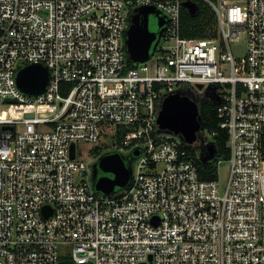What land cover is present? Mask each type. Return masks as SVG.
Returning a JSON list of instances; mask_svg holds the SVG:
<instances>
[{
  "label": "built area",
  "instance_id": "1",
  "mask_svg": "<svg viewBox=\"0 0 264 264\" xmlns=\"http://www.w3.org/2000/svg\"><path fill=\"white\" fill-rule=\"evenodd\" d=\"M186 1L211 8L215 37L183 36ZM141 7L160 13L163 33L130 66L126 31ZM29 64L49 71L38 96L16 84ZM198 84L219 98L222 183L200 180L187 144L157 125L165 97ZM116 134L110 153L138 156L128 186L103 195L77 145L89 153ZM213 136L203 129V146ZM63 257L264 264V0H0V264Z\"/></svg>",
  "mask_w": 264,
  "mask_h": 264
},
{
  "label": "water",
  "instance_id": "2",
  "mask_svg": "<svg viewBox=\"0 0 264 264\" xmlns=\"http://www.w3.org/2000/svg\"><path fill=\"white\" fill-rule=\"evenodd\" d=\"M183 8L194 15L197 7L190 1L183 2ZM149 15L157 16L158 31L149 32ZM151 7H141L132 16L126 31V52L132 63H145L154 55L161 39L164 25L163 17ZM49 82V71L41 64H29L21 68L16 75V84L21 92L29 96H38L46 88ZM202 90L201 84L196 85ZM211 87L206 88L204 97L213 103H219V98L212 94ZM214 90V89H213ZM157 125L162 131L173 133L182 139L188 146L198 152V159L207 163L215 158L217 154L213 143L203 146L201 118L198 111V101L191 93V97L178 91L171 94L162 102L161 111L157 119ZM195 141V144L194 142ZM195 145V146H194ZM73 146L71 157L73 158ZM138 156L134 151L130 156L118 152L107 153L99 156L91 163L90 182L92 188L103 195H110L118 190L126 188L132 175V159ZM99 172L102 175H99Z\"/></svg>",
  "mask_w": 264,
  "mask_h": 264
},
{
  "label": "trees",
  "instance_id": "3",
  "mask_svg": "<svg viewBox=\"0 0 264 264\" xmlns=\"http://www.w3.org/2000/svg\"><path fill=\"white\" fill-rule=\"evenodd\" d=\"M182 25H183V36L190 39H206L215 37L214 28L216 26V18L208 6L204 4H198L196 13L192 16L185 10L181 12ZM128 64L131 66L132 62L128 59ZM185 95L186 91L183 89ZM191 97V95H188ZM198 101V111L201 118V124L203 129L214 133L211 138L217 150V157L207 163H202L198 159V152L195 148L186 145L188 151L194 159V165L198 172L200 180L212 181L217 179V161L219 158L227 159L229 157V150L226 146L228 136L226 131L219 128L220 120L217 117V104L211 100L201 96ZM113 139L117 146L123 144V135L116 134ZM92 156L97 159L99 156L110 153L109 149L101 150L99 147H95L92 150ZM60 264H74L68 257L60 259Z\"/></svg>",
  "mask_w": 264,
  "mask_h": 264
},
{
  "label": "rangeland",
  "instance_id": "4",
  "mask_svg": "<svg viewBox=\"0 0 264 264\" xmlns=\"http://www.w3.org/2000/svg\"><path fill=\"white\" fill-rule=\"evenodd\" d=\"M148 30L149 32H153V33H156L158 31L157 18L154 17L153 15H149L148 17ZM230 49H231L232 54L236 58H243L246 54V45H245L244 39L240 38L237 42L232 43ZM184 86H185V91H186L187 96L191 95V92L192 94L194 93L193 96L195 99H199L201 96H203V90L199 92L195 87H192L189 85H184ZM190 88L192 89L191 91H189ZM193 142L195 144V141ZM98 147L103 151L107 148L110 150H116L118 146L115 143V140L113 138H106L102 143H100ZM77 148H78V155L85 158V160L87 162H90V165H91V162H94V160L92 159L93 157L92 153L91 152L87 153L88 146L78 144ZM81 150H83L82 153H80ZM225 175H226L225 165H222L219 167V170H218V179L220 183L224 181Z\"/></svg>",
  "mask_w": 264,
  "mask_h": 264
},
{
  "label": "flooded vegetation",
  "instance_id": "5",
  "mask_svg": "<svg viewBox=\"0 0 264 264\" xmlns=\"http://www.w3.org/2000/svg\"><path fill=\"white\" fill-rule=\"evenodd\" d=\"M153 16L157 18V16H155V15H153ZM148 17H149V16H148ZM148 17H147V20H148ZM158 17H160V15H159ZM127 25H128V24H127ZM203 97H204V96H203ZM99 175H102V173L99 172Z\"/></svg>",
  "mask_w": 264,
  "mask_h": 264
},
{
  "label": "bare ground",
  "instance_id": "6",
  "mask_svg": "<svg viewBox=\"0 0 264 264\" xmlns=\"http://www.w3.org/2000/svg\"><path fill=\"white\" fill-rule=\"evenodd\" d=\"M5 115H6V112H2V113H1V116H5Z\"/></svg>",
  "mask_w": 264,
  "mask_h": 264
}]
</instances>
